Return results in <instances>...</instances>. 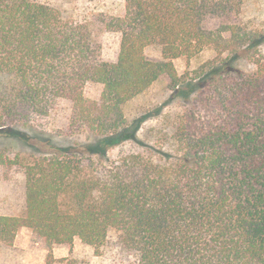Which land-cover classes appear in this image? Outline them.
Returning <instances> with one entry per match:
<instances>
[{"label":"trees","instance_id":"obj_1","mask_svg":"<svg viewBox=\"0 0 264 264\" xmlns=\"http://www.w3.org/2000/svg\"><path fill=\"white\" fill-rule=\"evenodd\" d=\"M246 1L124 0L122 15L75 21L46 2L0 0V130L66 107L62 134L99 135L26 166L24 214H0V248L26 227L49 248L114 242L134 264H264V32L243 21ZM105 31L120 35L113 61L101 58ZM204 47L216 58L178 75L173 59ZM160 79L167 99L128 119ZM176 99L187 105L139 133ZM125 142L138 149L112 159Z\"/></svg>","mask_w":264,"mask_h":264},{"label":"rangeland","instance_id":"obj_2","mask_svg":"<svg viewBox=\"0 0 264 264\" xmlns=\"http://www.w3.org/2000/svg\"><path fill=\"white\" fill-rule=\"evenodd\" d=\"M35 1L49 3L75 21L88 20L99 14L114 17L124 13V0ZM242 18L249 29L264 32V0H247L243 7ZM98 39L101 58L107 61L115 60L119 50L120 35L105 31L99 33ZM260 51L264 54V43L260 45ZM144 56L151 61L161 60L160 50L156 47L145 48ZM216 56L217 53L212 48L204 47L191 57L173 59V65L178 75L184 74L189 77L193 69ZM234 64L241 68L249 67V63L242 58L236 60ZM99 92L100 86L97 84L88 83L84 88V95L88 98L97 97ZM169 94L166 80L160 79L146 93L130 101L124 112L131 120L164 102ZM182 105L187 104L179 99L170 102L161 114L147 119L139 133L141 135L145 131L154 133L161 126L165 112L168 109L177 111ZM67 113L68 110L64 107L58 113L41 118L33 124H14L0 130V214L16 216L24 214L25 168L36 163L35 157L47 154L46 149L53 146L68 147L91 142L99 137L90 132L62 134L61 131H65L67 125ZM14 132L20 136H16ZM145 141L149 144L154 143L153 138L149 136ZM137 147L133 142H125L110 149L108 154L114 159L126 152L137 150ZM84 164L88 165L87 160ZM36 167L38 168V165ZM81 169V172L88 170L86 167ZM0 264H134V257L122 251L114 242L95 248L75 239L71 245H56L49 248L29 228L23 227L18 230L11 246L0 248Z\"/></svg>","mask_w":264,"mask_h":264}]
</instances>
